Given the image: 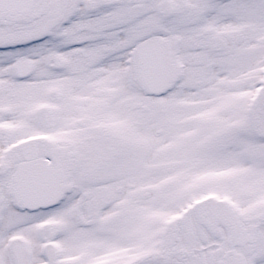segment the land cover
<instances>
[{
    "label": "snow or ice",
    "instance_id": "1",
    "mask_svg": "<svg viewBox=\"0 0 264 264\" xmlns=\"http://www.w3.org/2000/svg\"><path fill=\"white\" fill-rule=\"evenodd\" d=\"M0 264H264V0H0Z\"/></svg>",
    "mask_w": 264,
    "mask_h": 264
}]
</instances>
